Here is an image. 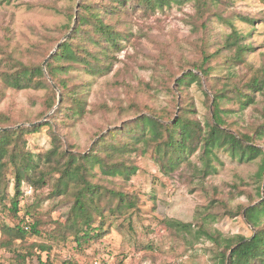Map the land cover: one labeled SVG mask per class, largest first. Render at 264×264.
<instances>
[{"label":"rangeland","instance_id":"1","mask_svg":"<svg viewBox=\"0 0 264 264\" xmlns=\"http://www.w3.org/2000/svg\"><path fill=\"white\" fill-rule=\"evenodd\" d=\"M217 2L209 20L206 14L197 13L194 3L172 4L148 16L138 12L127 16L119 30L132 36L129 44L117 54L112 70L95 78L79 73V79L75 80L78 84L88 83L81 91L88 110L102 109L104 105L106 108L73 125L62 126L60 131L53 127L59 132L65 150L68 151V144H72L78 152L88 153L100 136L133 118V112L120 113L131 103L172 111L173 95L165 89L170 83L169 76H176L188 61L198 60L197 49L207 35L224 42L231 32V28L222 22L224 19L230 21L242 36L241 44L250 48L245 53L244 64H232L229 69L238 84L244 86L251 76L250 68L264 66V1ZM78 3L79 0H17L10 3L0 0V46L16 48L25 60H40L36 50L48 51L52 42L60 38L57 29L67 23L66 14L70 9L76 12ZM242 18L253 20V23H246ZM74 23L75 19L72 26ZM203 23L211 26L207 35ZM219 73L225 77L227 72ZM173 85L172 81L169 86L173 88ZM202 89L211 95L205 82ZM186 92L192 102V116L203 127L212 113L211 104L195 83L186 87ZM44 99V91H15L4 88L0 82V112L16 121L38 118L44 109ZM254 100V104L243 110H237L233 103H225L223 118L231 132L250 136V144L264 150V137L254 134L263 121L264 96L255 93ZM54 109L33 123L49 120L47 118ZM33 123L21 122L10 128ZM27 148L35 154L48 150V128L28 136ZM143 148L139 145L138 152L127 156L125 163L135 168L127 179L103 176L95 170L96 184L136 197L137 209H130L120 216L104 213L102 236L87 246L78 247L72 238L62 241L58 231L69 215L72 200L48 198L47 189L33 191L23 186L18 217L25 218L26 208L39 203L37 219L42 224L41 236L13 241L8 249L0 244V264H220V255L225 252L228 257L230 254L229 245L239 237L252 235V227L244 221L242 214L244 208L257 205L264 197V180L257 176L259 159L239 161L223 149H214L209 156L210 170L205 166V157L199 147L178 170L165 173L155 162L152 150L141 153ZM9 192L13 193L12 187ZM171 221L188 224L190 228L171 227ZM2 224L14 226L18 220L0 210ZM209 235L216 240H210ZM1 238L0 232V243ZM16 253L21 254L20 257Z\"/></svg>","mask_w":264,"mask_h":264},{"label":"trees","instance_id":"2","mask_svg":"<svg viewBox=\"0 0 264 264\" xmlns=\"http://www.w3.org/2000/svg\"><path fill=\"white\" fill-rule=\"evenodd\" d=\"M12 1L17 0H6L7 3ZM186 3H194L197 13L206 14L209 20L211 9L219 2L79 0L76 12L70 9L66 14L67 23L57 29L60 38L52 42L48 51L36 50L40 60H25V56L16 48L0 46V82L3 87L15 91L45 92L44 109L38 118L16 121L0 112V129L21 122L33 123L57 106L47 118L49 120L42 124L0 131V210L18 220V224L14 226L0 225L2 248H11L16 240L24 241L27 237L41 236L42 224L37 219L39 203L26 208L25 218L18 217L23 186L33 191L47 189L48 198L64 197L73 201L65 223L58 228L62 241L72 238L81 247L102 236L104 213L120 216L130 209H137V198L96 184L95 170H99L103 176L127 179L135 168L125 163L126 158L138 152L139 145L144 147L141 153L152 150L155 162L165 173L178 170L200 147L205 157V166L210 170V155L214 149H223L239 161L259 159L257 176L264 180V150L251 145L250 136L231 132L223 118L225 103H233L237 110H243L255 103V93L264 96V66L253 70L250 68L251 76L248 81L244 86L238 84L236 76L229 69L232 64H244L245 53L250 48L241 44L242 36L226 19L222 22L231 28V32L224 42L220 43L212 35L208 36L211 26L203 23L207 37L200 41L198 60L188 61L176 76H169L170 83L165 89L173 95L172 111L165 107H139L136 103H131L120 113L133 112V118L100 136L88 153L78 152L72 144H68V151L65 150L59 132L53 129L55 126L60 131L62 126L73 125L87 115L106 108L104 105L102 109L93 107L88 110V104L81 93L88 83L78 84L75 80L79 79V73L95 78L112 70L117 62V54L124 50L132 36L129 32L119 30L125 24L127 16L137 12L148 16L172 4L181 6ZM242 20L253 23V20ZM70 30L69 37L58 46L46 63L47 75L60 91L58 103L57 93L42 70V62ZM224 52L230 54L226 55ZM223 70L227 72L225 77H221L219 73ZM171 80L173 88L169 86ZM203 82L211 95L202 89ZM193 83L200 87L206 101L211 104L212 113L203 127L192 116V102L186 92V87ZM261 115L263 121L254 130L259 138L264 137V106ZM44 127L48 128L50 148L35 154L27 148V137ZM10 187L12 194L9 192ZM259 191L260 187L258 193ZM242 216L252 227V235L248 238L239 237L234 244L229 245L230 254L227 257L225 252L222 253L220 264H264V197L257 205L244 208ZM169 225L184 230L190 228L188 224L175 221L169 222ZM208 238L216 240L211 235ZM16 255L20 257L21 254Z\"/></svg>","mask_w":264,"mask_h":264},{"label":"water","instance_id":"3","mask_svg":"<svg viewBox=\"0 0 264 264\" xmlns=\"http://www.w3.org/2000/svg\"><path fill=\"white\" fill-rule=\"evenodd\" d=\"M71 33V30L69 31V33L64 37L62 38V40L57 44V46L54 48V50L50 53V55L48 56V58H46L44 60V62L42 63V70L43 72L45 73L46 77H47V80L49 81V83L52 85L53 89L56 91L57 95H58V103H59V100H60V91L58 90V88L53 84L52 80L48 77L47 73H46V63L48 61V59L55 53V51L57 50L58 46L63 43L70 35ZM45 121V119H43L42 121L40 122H36V123H33V124H20L16 127H13V128H10V127H7V128H3V129H0V131H8V130H15L17 128H21V127H35L37 125H39L41 122ZM236 247V246H235Z\"/></svg>","mask_w":264,"mask_h":264},{"label":"built area","instance_id":"4","mask_svg":"<svg viewBox=\"0 0 264 264\" xmlns=\"http://www.w3.org/2000/svg\"><path fill=\"white\" fill-rule=\"evenodd\" d=\"M94 264H97L96 262Z\"/></svg>","mask_w":264,"mask_h":264}]
</instances>
